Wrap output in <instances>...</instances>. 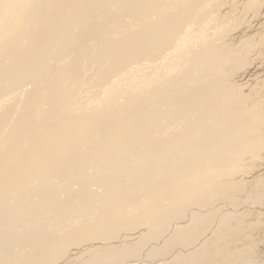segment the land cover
I'll return each mask as SVG.
<instances>
[{
  "label": "bare ground",
  "instance_id": "6f19581e",
  "mask_svg": "<svg viewBox=\"0 0 264 264\" xmlns=\"http://www.w3.org/2000/svg\"><path fill=\"white\" fill-rule=\"evenodd\" d=\"M262 166L264 0H0V264H264Z\"/></svg>",
  "mask_w": 264,
  "mask_h": 264
},
{
  "label": "rangeland",
  "instance_id": "374dc122",
  "mask_svg": "<svg viewBox=\"0 0 264 264\" xmlns=\"http://www.w3.org/2000/svg\"><path fill=\"white\" fill-rule=\"evenodd\" d=\"M263 168H264V166H262ZM262 167H260V168H262ZM263 175H264V173H263ZM218 178V176H212V177H210V179L209 180H207L206 182H205V186L208 188V187H210V185H212V184H215L216 183V179ZM263 178H264V176H263ZM242 181H244L243 179H241ZM250 180V179H249ZM257 180H260V178L258 177L256 180H254V181H257ZM246 183V182H245ZM262 193H264V191H262ZM248 196L250 197V198H253V197H255V196H258V193H257V195H255L254 193H251V192H249L248 193ZM244 202H246V201H251V200H249V198H244V200H243ZM236 202H239V201H235L234 202V204H236ZM241 202V201H240ZM204 204H208L206 201H205V203ZM204 204H200V208L202 209L205 205ZM250 215H247V216H245L244 217V219H243V221H244V223L243 224H241V226L239 225H237L238 227H235L234 228V230H231L232 232H229V234H227V237H225V238H222V239H220V240H218L217 241V239H216V241L219 243V245H218V249L219 250H225L224 252H227V253H229L231 256H235V255H238V256H240V257H237V256H235L234 257V260L235 261H238V260H236V259H243L245 256H250V255H252V254H255V253H259V252H264V217L263 216H259L258 218H257V221H256V219L254 218V219H252L253 217H251ZM248 218H250V220L248 219ZM205 219H208L209 221H210V217H203V216H199V217H197V218H195V223L194 224H190V223H188L187 224V228L188 229H190V230H192V229H196V227H200V228H203V227H205ZM255 220V221H254ZM247 223H246V222ZM253 222V223H252ZM256 222V223H255ZM261 223V224H260ZM244 224L245 225H247V226H244ZM255 225V226H254ZM252 226V227H251ZM257 229H256V228ZM240 228V229H239ZM259 228V229H258ZM257 230H258V232H257ZM238 231V232H237ZM239 231H241V233L239 232ZM263 232V233H262ZM234 233V234H233ZM239 233V234H238ZM247 233V234H246ZM241 234V235H240ZM243 234V235H242ZM252 234V235H251ZM230 235V236H229ZM232 235V236H231ZM234 235V236H233ZM254 236V237H253ZM234 237V238H233ZM237 237V238H236ZM241 237H242V239H241ZM243 237H244V239H243ZM248 237H250V238H248ZM226 238H227V240H226ZM240 238V239H239ZM248 238V239H247ZM251 238H253L252 240H250ZM254 238H255V240H254ZM259 238H260V240H259ZM242 240V241H241ZM244 240V241H243ZM262 241V243H260ZM240 242H242L241 244H239ZM244 242V243H243ZM236 243H237V245H236ZM260 244V245H259ZM261 244H263V245H261ZM225 245V246H224ZM234 246H236V247H234ZM237 246H239V247H237ZM261 246H263V247H261ZM242 248V250H241V248ZM225 248V249H224ZM261 248V249H260ZM236 250V252H235V250ZM239 250V252H238V250ZM260 249V250H259ZM243 250H244V253H243ZM225 262H227V259L226 260H224ZM224 261H222V262H224ZM222 262H221V259L220 260H217L215 263L216 264H222Z\"/></svg>",
  "mask_w": 264,
  "mask_h": 264
}]
</instances>
